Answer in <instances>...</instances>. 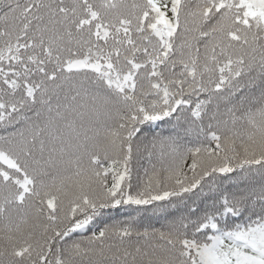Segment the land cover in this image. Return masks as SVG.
I'll list each match as a JSON object with an SVG mask.
<instances>
[{"label": "snow or ice", "instance_id": "6c2138e0", "mask_svg": "<svg viewBox=\"0 0 264 264\" xmlns=\"http://www.w3.org/2000/svg\"><path fill=\"white\" fill-rule=\"evenodd\" d=\"M0 264H264V0H0Z\"/></svg>", "mask_w": 264, "mask_h": 264}]
</instances>
